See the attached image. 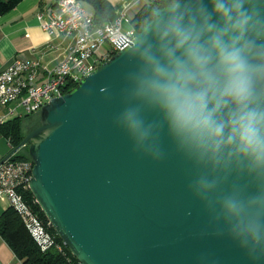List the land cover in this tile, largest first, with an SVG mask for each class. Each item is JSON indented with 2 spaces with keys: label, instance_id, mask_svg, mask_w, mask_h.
I'll list each match as a JSON object with an SVG mask.
<instances>
[{
  "label": "water",
  "instance_id": "water-1",
  "mask_svg": "<svg viewBox=\"0 0 264 264\" xmlns=\"http://www.w3.org/2000/svg\"><path fill=\"white\" fill-rule=\"evenodd\" d=\"M166 11L154 5L127 46L47 101L0 163L27 145L28 188L81 264H264V250L254 260L220 214L218 199L235 177L197 164L166 128L141 141L121 120L140 103L129 79L138 43ZM145 116L162 121L158 111ZM200 175L220 181L207 199L193 184Z\"/></svg>",
  "mask_w": 264,
  "mask_h": 264
},
{
  "label": "clouds",
  "instance_id": "clouds-1",
  "mask_svg": "<svg viewBox=\"0 0 264 264\" xmlns=\"http://www.w3.org/2000/svg\"><path fill=\"white\" fill-rule=\"evenodd\" d=\"M138 43L121 120L141 141L158 128L197 164L235 177L220 214L254 259L264 250V0H166ZM162 114L148 121L145 112ZM220 181L193 182L207 199Z\"/></svg>",
  "mask_w": 264,
  "mask_h": 264
},
{
  "label": "built area",
  "instance_id": "built-area-1",
  "mask_svg": "<svg viewBox=\"0 0 264 264\" xmlns=\"http://www.w3.org/2000/svg\"><path fill=\"white\" fill-rule=\"evenodd\" d=\"M130 3L131 0L124 1L112 19L98 23L93 11L81 0H57L48 19L40 25L49 35L62 34L68 44L57 63L43 71L40 62L33 58H14L0 69V105L6 108V113L0 115V124L14 116L40 111L52 97L69 91L127 46L138 30L137 23L123 29ZM32 166L29 158L9 157L0 163V198H7L9 205L17 210L41 250L55 248L62 252L65 243L57 240L50 222L43 220L22 196L21 188H28Z\"/></svg>",
  "mask_w": 264,
  "mask_h": 264
},
{
  "label": "crops",
  "instance_id": "crops-1",
  "mask_svg": "<svg viewBox=\"0 0 264 264\" xmlns=\"http://www.w3.org/2000/svg\"><path fill=\"white\" fill-rule=\"evenodd\" d=\"M56 1L20 0L10 10L0 13V69L7 66L14 58L37 59L41 64V71L57 63L68 44V39L62 34L49 35L40 25L42 21L48 19L49 11ZM107 1L117 10L124 1L128 0ZM81 2L87 9L92 10V6L87 0H81ZM144 2L146 0H131L127 9L128 20H125L123 25L126 23L129 27L136 24L132 17ZM39 13H41V17L38 16ZM5 113L6 108L0 105V115ZM10 148L8 140L0 134V158ZM8 205L7 198H0V214ZM0 264H21V261L1 236Z\"/></svg>",
  "mask_w": 264,
  "mask_h": 264
},
{
  "label": "trees",
  "instance_id": "trees-1",
  "mask_svg": "<svg viewBox=\"0 0 264 264\" xmlns=\"http://www.w3.org/2000/svg\"><path fill=\"white\" fill-rule=\"evenodd\" d=\"M19 1L20 0H0V13L10 10ZM87 1L92 6L96 22L102 23L115 16L116 9L113 8L107 0ZM164 3H166V0H148V2L146 0V2L142 3L141 7L134 13L132 17L133 21H136L139 25L142 24L151 15V10L154 5ZM28 115L29 114H26L24 116ZM38 123H35L28 130L26 129V131L22 123V117L14 116L0 124V134L8 140L12 147L20 142L25 134L31 128L38 125ZM22 148H25V146ZM18 151L11 155L10 159H31L27 150L24 154L17 153ZM21 193L24 199L32 204L34 210L37 211L39 216L43 220H46L39 205L34 200L30 189L21 188ZM50 229L55 232L52 226ZM0 236L13 250L17 258L21 261V264H81L70 252L66 244L63 245L62 252L55 248L41 250L25 227L20 214L10 205H8L0 214ZM57 240L62 242V239L58 235Z\"/></svg>",
  "mask_w": 264,
  "mask_h": 264
},
{
  "label": "rangeland",
  "instance_id": "rangeland-1",
  "mask_svg": "<svg viewBox=\"0 0 264 264\" xmlns=\"http://www.w3.org/2000/svg\"><path fill=\"white\" fill-rule=\"evenodd\" d=\"M137 25H139V24H137ZM127 26H128V24L125 23L123 25V29H125ZM21 117H22V123L24 125V129L25 130L26 129L28 130L35 123H38L39 122V111L34 112L32 114H29L28 116H21ZM26 150L28 151L27 145H25V148H21L17 153H23L24 154V153H26Z\"/></svg>",
  "mask_w": 264,
  "mask_h": 264
}]
</instances>
